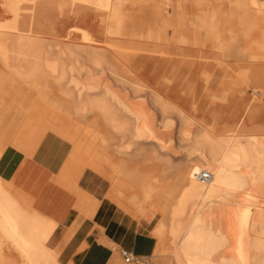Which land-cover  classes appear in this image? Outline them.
Returning a JSON list of instances; mask_svg holds the SVG:
<instances>
[{"label": "bare ground", "instance_id": "1", "mask_svg": "<svg viewBox=\"0 0 264 264\" xmlns=\"http://www.w3.org/2000/svg\"><path fill=\"white\" fill-rule=\"evenodd\" d=\"M0 70V165L53 171L0 172V264H67L47 212L99 196L173 264H264V0H0Z\"/></svg>", "mask_w": 264, "mask_h": 264}, {"label": "crops", "instance_id": "2", "mask_svg": "<svg viewBox=\"0 0 264 264\" xmlns=\"http://www.w3.org/2000/svg\"><path fill=\"white\" fill-rule=\"evenodd\" d=\"M23 161V155L9 151L2 159L0 172L8 178H14L19 184L27 181L25 187L37 203L53 171L37 160L27 165ZM99 198L100 204L90 219L79 215L74 207L75 199L67 206L61 201L62 204L51 206L47 212L59 220L63 228L60 235L68 229L58 246L66 263L114 264L118 254L121 255V249H127L137 257L154 254L157 244L153 235L155 222L138 219L112 200L104 196ZM52 199V202H58L60 196L56 194L55 199Z\"/></svg>", "mask_w": 264, "mask_h": 264}, {"label": "rangeland", "instance_id": "3", "mask_svg": "<svg viewBox=\"0 0 264 264\" xmlns=\"http://www.w3.org/2000/svg\"><path fill=\"white\" fill-rule=\"evenodd\" d=\"M232 7L235 8V10L233 12L231 11L227 13L228 21L232 19L236 20L238 16V12L236 8L237 5L234 4ZM8 89H9V85H7L6 82H0V116H1V112L4 111V109H7L6 104L7 101L10 100V97L8 95ZM158 220H159L158 217H156L153 220L155 222V225L157 224ZM114 264H173V263L169 260V256L160 257L153 254L148 257H138V259L130 263H125L123 257H121V255L118 254L117 260Z\"/></svg>", "mask_w": 264, "mask_h": 264}, {"label": "built area", "instance_id": "4", "mask_svg": "<svg viewBox=\"0 0 264 264\" xmlns=\"http://www.w3.org/2000/svg\"><path fill=\"white\" fill-rule=\"evenodd\" d=\"M210 175H211L210 172L204 170L200 173L199 178L202 180H206L210 177ZM120 253L126 263H130L134 261L135 258L137 257L127 249H121Z\"/></svg>", "mask_w": 264, "mask_h": 264}]
</instances>
